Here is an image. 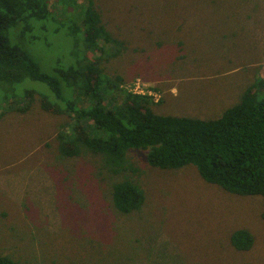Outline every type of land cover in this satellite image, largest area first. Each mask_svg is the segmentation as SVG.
Wrapping results in <instances>:
<instances>
[{"label":"rangeland","instance_id":"1","mask_svg":"<svg viewBox=\"0 0 264 264\" xmlns=\"http://www.w3.org/2000/svg\"><path fill=\"white\" fill-rule=\"evenodd\" d=\"M100 1L109 29L127 41L118 57L102 61L105 73L152 96L159 114L218 118L264 78V0ZM50 6L56 19L35 22L32 32L19 22L10 38L55 74L74 57L68 26L79 10L56 0ZM41 98L27 111L0 115L1 253L18 264H264L261 196L210 183L193 164L152 166L144 150H129L132 168L124 174L107 170L90 150L64 156L57 133L70 117L46 110ZM25 101L18 98L19 107ZM10 102L0 89V113ZM125 176L146 193L141 209L128 214L112 199L113 184ZM240 228L254 234L249 250L231 242Z\"/></svg>","mask_w":264,"mask_h":264},{"label":"trees","instance_id":"2","mask_svg":"<svg viewBox=\"0 0 264 264\" xmlns=\"http://www.w3.org/2000/svg\"><path fill=\"white\" fill-rule=\"evenodd\" d=\"M56 4L69 11L78 9L79 19L68 26L74 57L56 66L54 74L43 71L13 43L10 31L19 22L25 32L34 31L38 22L56 19L57 7L51 9L50 0H0V89L11 101L1 116L12 108L27 111L39 94L46 110L70 117L57 133L64 156L90 150L103 156L107 170L124 174L132 168L129 150H144L152 166L179 169L193 164L206 181L239 195H259L264 201L263 77L258 76L241 100L218 118L159 114L152 96L127 91L122 75L111 78L105 73L102 61L118 57L127 41L109 29L101 1L56 0ZM109 48L115 50L108 52ZM90 50L100 55L93 58ZM27 81L29 86L23 85ZM20 97L26 100L23 107ZM112 199L119 212L128 214L141 209L146 193L140 183L125 176L113 184ZM231 242L238 250H249L255 237L251 230L240 228L232 233ZM0 264L18 262L0 252Z\"/></svg>","mask_w":264,"mask_h":264},{"label":"built area","instance_id":"3","mask_svg":"<svg viewBox=\"0 0 264 264\" xmlns=\"http://www.w3.org/2000/svg\"><path fill=\"white\" fill-rule=\"evenodd\" d=\"M132 92H134V93H139V92H136V91H132ZM141 94H143V93H141Z\"/></svg>","mask_w":264,"mask_h":264}]
</instances>
